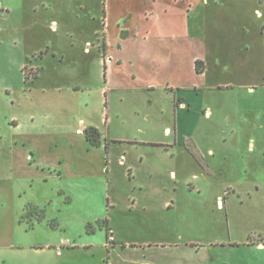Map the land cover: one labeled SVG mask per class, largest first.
Masks as SVG:
<instances>
[{
  "label": "rangeland",
  "instance_id": "obj_1",
  "mask_svg": "<svg viewBox=\"0 0 264 264\" xmlns=\"http://www.w3.org/2000/svg\"><path fill=\"white\" fill-rule=\"evenodd\" d=\"M93 1L92 10L98 14L100 0ZM256 8L264 12V6L257 0L218 4L211 0L209 5L204 0H158L155 3L153 0H108V51L114 63L112 68L111 61L108 62L107 78L112 72V85L106 88L107 99L111 97L112 101V115H120L114 126L117 135L140 143L173 140L174 133L165 132L166 128L174 130L172 88L187 89L184 94L188 98L193 96L191 87L202 88V94L193 101L194 106L211 107L214 115L207 119L198 106L193 110L194 116L184 123L182 132L188 135L186 139L199 148V151L189 149L196 160L189 159L193 166L188 174L185 170L181 172L174 160L158 155L153 148L138 145V150L132 151L125 144L121 145L122 153L133 152L136 160L140 154L150 157V161L142 164L143 174L136 179L134 172L130 175L125 167L117 166L114 176L104 174L87 181L74 180V166L70 162L65 166L69 176L46 184L39 179L33 189H29L31 178H18L9 172L8 164L14 165L15 158L10 151L6 155L4 148L13 134V120L28 109L25 97L30 89H34L33 95L37 98L48 95L47 91L44 94L46 88L53 95L54 87L68 88L63 95L70 96L80 94L73 89L83 86L84 95L91 90L99 101V89L106 86L105 67L99 64L101 54L95 49L91 54L63 53V62L52 55L39 59L48 44H70L71 38L64 34L62 23L59 33L52 34L47 29L49 26H37L31 31L17 15L5 21L1 18L0 190L3 194L0 197V243L43 236L39 229L26 232L30 220L36 217L34 208L26 213L33 217L19 225L20 213L31 201L41 203L50 217H60L70 223L74 227L71 232L76 233L80 222L105 215L108 194H111L120 204L119 212L115 213L118 234L139 241L155 239L169 247L168 255L182 254L177 261L168 257L167 264H264V253L229 247L231 241H247L260 233L264 236V102L255 111L254 98L247 95V86L224 88L225 83L234 81L245 85L261 81L263 86L257 92L264 96V34L259 32L264 20L255 14ZM167 9L170 11L166 12ZM213 9L218 15L208 20L207 11ZM223 15L227 16L225 21ZM239 16L246 32L238 28ZM69 24L72 26L78 21ZM92 39L95 41L96 37ZM195 57L220 60L217 67L213 64L209 81L196 74ZM39 71L37 80L26 81ZM147 85H152V90H147ZM70 99L67 97L68 103ZM58 103L63 101L58 100ZM245 104L251 108L249 111L242 109ZM98 117L96 122L100 124ZM67 121L68 115H65L62 124L67 125ZM73 123L77 126L78 120ZM79 124L82 127L84 122ZM250 139L256 142L254 153L246 148ZM212 148L217 153L214 158L208 155ZM208 162L212 164L210 171ZM150 168L155 169L153 177L147 172ZM171 171H177V181L170 176ZM140 182L147 190L162 189L165 185L171 190H167L171 193H167L166 200L172 202L173 208L182 205L183 210L167 212L166 222L158 225L151 223L152 214L129 213L125 210L131 205L127 193L139 188ZM229 187H234L236 193L229 194ZM176 188L182 192L172 193ZM60 189L69 190L70 194H63ZM148 200L150 205L158 197L150 195ZM86 231L91 232L89 228ZM90 236L98 239L99 236L105 238L106 234ZM14 252L0 246V254L14 255Z\"/></svg>",
  "mask_w": 264,
  "mask_h": 264
},
{
  "label": "crops",
  "instance_id": "obj_2",
  "mask_svg": "<svg viewBox=\"0 0 264 264\" xmlns=\"http://www.w3.org/2000/svg\"><path fill=\"white\" fill-rule=\"evenodd\" d=\"M157 1L153 0L154 3ZM161 1L164 2V0ZM233 1L239 0H212L214 4ZM257 1L261 6H264V0ZM204 2L209 5L211 0H204ZM94 3L93 0H0V19L2 18L4 21L7 17L17 15L22 22L24 21L29 26V29H32L31 31L36 30L37 26H49L47 29L52 34L59 33L60 25L63 24L64 34L71 38L70 44L65 46L55 42L48 44L46 49L40 52L42 56L39 59H45L48 55H52L63 62L65 58L63 53L91 54L92 50L95 49L101 54L99 64L102 65L103 63L105 67L106 86L99 89L101 96L99 101L96 99V94H93L91 90L90 93L84 95L86 88L83 86L73 89L75 93L80 91V94H71L70 96L63 95L68 88L54 87L52 89L55 92L53 95L49 94L50 90L46 88L44 94L47 91L48 95L45 94L37 98L33 95L34 89H30L29 95L25 97V104L28 109L22 112L20 117L13 120V134L9 143L4 144V148L6 155L7 151H10V155L15 158L14 165L8 164L9 172L15 173L18 178H31L29 189H33L39 179L42 180L43 184L56 179L63 180L64 177L69 176L65 166L70 162L74 166V174L72 175L74 180L87 181L88 178L97 175L103 176L104 174L114 176L117 166L125 167L127 172L130 175L133 174L134 179H136L139 174H143L142 164L150 161V157L140 154L139 159L136 160L134 158L135 154L132 155L133 152L129 151V155L125 152L122 153L121 145L125 144H128L132 151H137L138 145L153 148L158 151V155H164L170 161L174 160L177 168L181 172L185 170V174H188L190 166H193L189 159L193 162L196 160L194 153L189 149L194 148L199 151V148L192 140H187L188 135L182 131L184 123L194 116V108L199 106L195 107L193 101L195 102L202 94V88L191 87L193 96L190 98L184 94L187 89H170L174 98L172 105L174 130L166 128L165 132L170 133V135L174 133L173 140L167 142L141 141L140 143L117 135L118 132L114 126L115 121L120 120V115H112L111 97L107 99V88H111L112 85V72L110 78H107L109 72L108 62L111 61L110 66L112 68L114 63V59L111 58L112 55L108 51L110 47L109 32L106 28L108 26L106 12L108 0H100L101 12L98 14L92 10ZM168 11L170 10L167 9L166 12ZM214 11L215 9L207 11L208 20L218 15L217 10ZM255 14L261 20H264V12L259 8L255 9ZM223 19L225 21L227 16L223 15ZM74 20L78 21V24L70 26L69 22ZM237 21L239 30L246 32L247 29H245L244 22L242 23L241 16L237 18ZM259 32L260 35L264 34V22L261 23ZM92 37H96L95 41ZM212 60L208 58L203 60L200 57L193 59L195 72L204 81H209L212 76L213 64L216 67L220 64V60ZM39 74L40 71L35 77L26 81L37 80L40 77ZM151 86L147 85L145 88L152 90ZM224 86L227 89L247 86V95L254 98L255 111L262 107L264 96L257 92L259 87L263 86L261 81L251 82L247 85L240 81H234L225 83ZM57 96L59 98H55ZM67 97L69 99L71 97L69 103ZM58 100L63 101V103H58ZM245 105V108L242 107V109L249 111L251 108L247 104ZM203 108V105L199 106L202 115L207 119L212 118L214 115L213 108ZM63 115H68L67 125L62 124ZM98 115L100 124L96 122ZM77 120L78 125L76 126L73 122ZM80 122H84L82 127L79 126ZM122 125H125V123L122 122ZM88 130H94L98 133V145L92 143L87 134ZM246 148L249 153L256 152L257 146L254 139H250L246 144ZM208 155H211L212 158L216 157V150L210 149ZM211 165L208 162V171H210L209 169L212 170ZM147 172L153 177L155 169L150 168V172ZM170 176L177 181V171H171ZM137 185L139 188L136 187L127 193L131 205L126 206L125 210L129 213L141 211L144 214H152L154 220L151 223L158 225L166 222L167 212H172L173 209L176 212L183 210L182 205L173 208L172 202L166 200L167 193L171 190H168L165 185L162 189L150 190L145 189L141 182ZM257 189H259L258 186ZM60 191L63 194H70L69 190L66 189H60ZM178 192H182V189L176 188L172 193L176 194ZM227 192L229 194L236 193V189L229 187ZM2 194L0 190V197ZM150 195L158 197V200L149 205L148 197ZM70 203L71 201H67V204ZM119 205V200L108 194L105 215L80 222L76 233H72L71 228L74 227L70 223L64 222L60 217H50L47 215L46 209L41 206V203L31 201L21 211L19 225H24V219L33 217L32 215L26 216L30 206V208H34L36 217L30 220L31 224L29 223L30 227L26 232L30 233L39 229L42 231L43 236L40 239H22L21 242H17V240L10 244L0 243V246L5 249L15 250L14 255L0 254V264H167L168 257L175 261L177 259L181 260L182 254L174 252L168 255L167 249L169 247H166L164 243L155 241V239L139 241L128 239L124 235L120 236L115 228L118 218L115 213L119 212ZM125 210L122 212H125ZM40 213H43L44 217L39 221ZM88 228L92 233L86 231ZM104 232L106 234L105 238L99 236L98 239H93L90 236V234L95 235ZM231 242L229 244L231 248L243 247L258 253H264V236L262 233L247 241Z\"/></svg>",
  "mask_w": 264,
  "mask_h": 264
},
{
  "label": "trees",
  "instance_id": "obj_3",
  "mask_svg": "<svg viewBox=\"0 0 264 264\" xmlns=\"http://www.w3.org/2000/svg\"><path fill=\"white\" fill-rule=\"evenodd\" d=\"M198 71H199V69H198ZM87 134H88V137L90 138V140L92 141V143L94 145H98V143H99V135H98V133L96 131H94V130H88ZM29 208L30 207H28V209ZM43 217H44L43 213H40V216H39L38 220L39 221L42 220Z\"/></svg>",
  "mask_w": 264,
  "mask_h": 264
}]
</instances>
